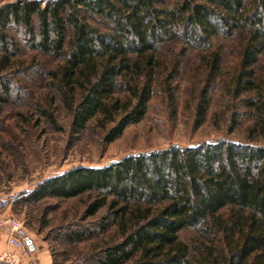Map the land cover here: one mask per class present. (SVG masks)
Returning <instances> with one entry per match:
<instances>
[{
  "label": "trees",
  "instance_id": "16d2710c",
  "mask_svg": "<svg viewBox=\"0 0 264 264\" xmlns=\"http://www.w3.org/2000/svg\"><path fill=\"white\" fill-rule=\"evenodd\" d=\"M190 63L204 73L196 127L222 82L237 102L233 123L252 120L249 133L264 137V0L0 6V100L15 81H45L70 113L72 135L96 121L104 143H113L146 117L157 88L176 103L175 83ZM83 196L93 231L75 229L69 242L115 229L94 264H264V144L171 145L76 167L45 180L27 201Z\"/></svg>",
  "mask_w": 264,
  "mask_h": 264
},
{
  "label": "rangeland",
  "instance_id": "374dc122",
  "mask_svg": "<svg viewBox=\"0 0 264 264\" xmlns=\"http://www.w3.org/2000/svg\"><path fill=\"white\" fill-rule=\"evenodd\" d=\"M15 1L18 0H0V6ZM199 75L204 77L203 72ZM199 75L192 63L184 68L181 79L175 83L178 90L174 104L157 88L146 117L110 144L104 143V129L96 121L84 133L72 135L71 115L45 81H15L12 94L6 101L0 100V217L24 221L30 239L49 251L53 264H94L98 249L116 239L115 229L90 235L81 242H69L67 235L75 229L93 231L91 224L95 220L84 219L86 196L28 202L29 193L45 180L76 167L101 168L130 155L151 153L171 145L189 147L223 140L264 144V137L258 132L249 133L252 120L233 123L237 102L222 82L212 90L205 121L196 127L203 86Z\"/></svg>",
  "mask_w": 264,
  "mask_h": 264
},
{
  "label": "built area",
  "instance_id": "2783aa9c",
  "mask_svg": "<svg viewBox=\"0 0 264 264\" xmlns=\"http://www.w3.org/2000/svg\"><path fill=\"white\" fill-rule=\"evenodd\" d=\"M0 230L5 231L10 246L9 250L1 254L0 261L4 264H23L32 253L25 222L12 216H1Z\"/></svg>",
  "mask_w": 264,
  "mask_h": 264
},
{
  "label": "crops",
  "instance_id": "0c3cea01",
  "mask_svg": "<svg viewBox=\"0 0 264 264\" xmlns=\"http://www.w3.org/2000/svg\"><path fill=\"white\" fill-rule=\"evenodd\" d=\"M31 245L33 247L32 253L23 264H53V258L49 251L42 248V244L31 238ZM10 246L7 243V235L5 232L0 231V254L9 250Z\"/></svg>",
  "mask_w": 264,
  "mask_h": 264
},
{
  "label": "water",
  "instance_id": "95a60500",
  "mask_svg": "<svg viewBox=\"0 0 264 264\" xmlns=\"http://www.w3.org/2000/svg\"><path fill=\"white\" fill-rule=\"evenodd\" d=\"M29 243H30V245H31V241H29ZM31 250H33V247H32V245H31Z\"/></svg>",
  "mask_w": 264,
  "mask_h": 264
}]
</instances>
